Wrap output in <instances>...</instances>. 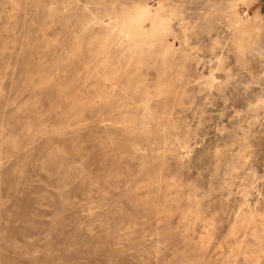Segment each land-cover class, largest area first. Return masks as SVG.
Segmentation results:
<instances>
[{
    "label": "rangeland",
    "instance_id": "rangeland-1",
    "mask_svg": "<svg viewBox=\"0 0 264 264\" xmlns=\"http://www.w3.org/2000/svg\"><path fill=\"white\" fill-rule=\"evenodd\" d=\"M0 264H264V0H0Z\"/></svg>",
    "mask_w": 264,
    "mask_h": 264
}]
</instances>
